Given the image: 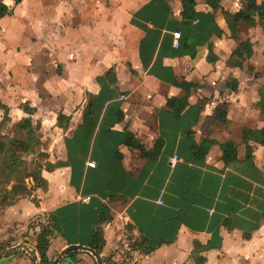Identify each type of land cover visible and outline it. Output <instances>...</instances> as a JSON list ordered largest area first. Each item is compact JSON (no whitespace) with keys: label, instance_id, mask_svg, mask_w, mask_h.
I'll use <instances>...</instances> for the list:
<instances>
[{"label":"crops","instance_id":"obj_1","mask_svg":"<svg viewBox=\"0 0 264 264\" xmlns=\"http://www.w3.org/2000/svg\"><path fill=\"white\" fill-rule=\"evenodd\" d=\"M15 1L0 0L13 9L0 20V121L7 110L8 124L39 126L54 169L44 168L48 190L38 191L37 202L0 208V247L34 244L29 226L47 217L53 263L69 246L89 247L107 212L101 257L110 264L123 212L139 264H264V81L248 76L264 70V22L232 32L224 14L239 12L242 0H221L217 10L196 0L192 20L182 18V0ZM247 41L254 55L241 70L230 58ZM235 81L237 91L229 85ZM185 97L179 115L167 107ZM89 100L93 120L85 122ZM59 115L69 120L65 129ZM129 134L148 152L161 140L160 154L143 157L126 145ZM227 142L238 150L229 164ZM174 156L180 161L172 169ZM33 262L23 251L0 258ZM61 264L98 262L77 251Z\"/></svg>","mask_w":264,"mask_h":264},{"label":"trees","instance_id":"obj_2","mask_svg":"<svg viewBox=\"0 0 264 264\" xmlns=\"http://www.w3.org/2000/svg\"><path fill=\"white\" fill-rule=\"evenodd\" d=\"M22 0H16V5L21 3ZM244 6L243 8L237 13H228L225 12V18L228 22L229 28L232 32H234L238 25L241 23H245L247 26H254L256 22H264V2L259 3L258 0H242ZM221 0H209L208 4L214 9L217 10L220 7ZM183 11H182V18L184 20H192L198 17V14L195 11L196 0H182ZM13 14V9L9 8L3 2H0V20L10 16ZM254 55L253 44L250 41L242 42L238 46V48L233 52L231 55L230 61L232 65L236 68H240L241 70L246 69V63H248ZM248 69H253L249 66ZM113 72H109L106 77L110 78ZM116 80V77H115ZM182 85V84H181ZM188 87H191V84H186ZM184 84V88L186 86ZM229 85L231 86L233 91H237L238 82H230ZM94 100V97H91L90 100ZM187 99L185 97L183 99H169L167 103V107L173 110L176 114H180L184 111L187 107ZM89 100L88 108L84 114L85 122H87L88 117L90 120H93V103ZM92 103V105H91ZM25 111L27 113H31V109L28 106H25ZM226 112L219 111L217 118L218 120L225 121L226 119ZM9 118L6 115L2 121H0V178L5 179L6 183H11L15 181V184L11 190V193H19L23 196L27 194L29 191L28 184L26 180L31 179L33 181V186L31 190L34 189H42L44 191L48 190V183L43 178L42 172L44 168L48 171H52L54 166L50 165L49 162H46L45 167H41L36 169L35 171L29 173L28 170L24 167V162L21 160L20 156L17 154V148L20 146L26 145L28 150L31 153H34L38 147L41 146L39 132V126L34 127L32 124L31 119H24L19 124L14 125V130L18 134L21 135L22 140H18L16 138H9L4 133V128L6 124H8ZM69 120L65 118L63 115H59L58 117V125L59 127L65 129L67 127ZM264 135V130L262 132ZM125 143L129 147H133L140 151L143 157L149 159H155L160 154L161 149L163 147V142L161 140L157 141L155 148L153 151H147L140 142L131 134H129L125 140ZM223 156L222 159L224 163L229 164L232 163L238 157V150L237 146L234 142H227L222 146ZM44 157L48 159V156L44 154ZM12 203L5 204V206H10ZM108 220V213H102L96 220V231L93 233L91 237V241L89 247L95 250L98 254L103 253V249L105 247V240H104V231L102 225ZM40 226V231L35 232V227ZM29 228L33 232L34 244L37 248L39 257H40V264H52L48 258V251L50 248V241L54 233V229L52 227V221L50 218H46V222L41 221V219H36L29 226ZM28 242V241H27ZM5 249V247H0V250ZM146 253L150 252V249L145 250ZM77 253V251H73L68 255H72ZM199 253V244H195V254ZM104 264H109L108 259H104ZM196 264H204L203 258H196Z\"/></svg>","mask_w":264,"mask_h":264},{"label":"rangeland","instance_id":"obj_3","mask_svg":"<svg viewBox=\"0 0 264 264\" xmlns=\"http://www.w3.org/2000/svg\"><path fill=\"white\" fill-rule=\"evenodd\" d=\"M261 73L262 74H260V73L255 74V72L248 73L249 74L248 76H250L251 78H255L256 80L264 81V70H262ZM4 133L9 138H16L18 140L23 139V138H21L20 134L15 132L14 125L12 126L10 124H6V126L4 128ZM20 143H22V142H19V144ZM19 144H18L19 147L16 150L17 154L20 156L21 160L24 162L23 165H24L25 169L28 170L29 173L35 171L38 168L45 167L47 159H46V157H44V154L47 155V153H45L43 151V149H44L43 143H41V146L38 147L34 153H31L28 150V147L26 145L20 146ZM26 183L28 184L29 191L27 192V194L25 196H23L19 193H11L12 195H10L9 192H11V190L15 184V181H12L11 183H6L5 179L0 178V208H5V207H7V206H5V204L14 203L15 201L22 199V198L33 199L34 202H37V197L39 196L38 191L39 190L44 191V190H42V189L31 190V188L33 186V181L31 179L26 180ZM46 218L42 219V221L46 222ZM34 221H36V220H34Z\"/></svg>","mask_w":264,"mask_h":264},{"label":"built area","instance_id":"obj_4","mask_svg":"<svg viewBox=\"0 0 264 264\" xmlns=\"http://www.w3.org/2000/svg\"><path fill=\"white\" fill-rule=\"evenodd\" d=\"M176 47H179L180 33L174 34ZM123 99L126 97L123 96ZM180 158L174 156L170 161V166L175 169ZM89 167L95 168V163L88 164ZM91 197L86 196L81 198L84 203L90 202ZM115 226L117 228L118 242L117 246L111 254L110 264H139L143 259L138 247L137 238L130 229V225L125 213L120 212L117 214ZM34 245V244H33Z\"/></svg>","mask_w":264,"mask_h":264},{"label":"water","instance_id":"obj_5","mask_svg":"<svg viewBox=\"0 0 264 264\" xmlns=\"http://www.w3.org/2000/svg\"><path fill=\"white\" fill-rule=\"evenodd\" d=\"M18 251H23V252L28 253L34 260L33 264H40V257H39L36 246L33 244H29V243L20 244L16 247L0 250V258L7 256V255H11ZM73 251H83V252L90 253L96 258L98 264H104V261L100 254H98L95 250H93L90 247L81 246V245H72V246L67 247L65 250H63L59 254V256L53 261L52 264H61L63 258Z\"/></svg>","mask_w":264,"mask_h":264}]
</instances>
